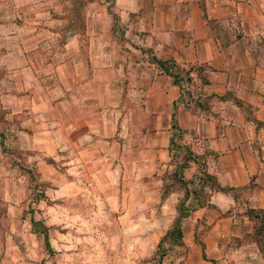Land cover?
Masks as SVG:
<instances>
[{"label":"crops","instance_id":"crops-1","mask_svg":"<svg viewBox=\"0 0 264 264\" xmlns=\"http://www.w3.org/2000/svg\"><path fill=\"white\" fill-rule=\"evenodd\" d=\"M62 6L0 0V121L34 191L28 263L135 264L124 239L155 248L184 195L170 184L184 159L171 149L175 121L178 143L232 190L190 210L173 250L199 264H264L245 213L264 211V0H114L116 29L91 7L86 36L66 30ZM149 50L182 74L191 67L190 82L176 84ZM199 169L190 162L184 178Z\"/></svg>","mask_w":264,"mask_h":264},{"label":"rangeland","instance_id":"rangeland-1","mask_svg":"<svg viewBox=\"0 0 264 264\" xmlns=\"http://www.w3.org/2000/svg\"><path fill=\"white\" fill-rule=\"evenodd\" d=\"M51 5L55 4L56 0H47ZM63 1L61 12L58 13L64 20V27L69 30L71 26L75 29H81L86 36V26L91 23L93 13L88 15L91 7H94L97 12L111 7V0H57ZM95 1L93 5L90 3ZM5 9H7L5 7ZM96 23L99 27L104 26L105 20L96 13ZM90 20V21H88ZM112 20V16H111ZM109 22V21H108ZM84 25V26H83ZM115 29L116 26L114 25ZM114 30V28H113ZM116 32V31H115ZM119 32L115 36L119 37ZM6 121H0V131L4 130V139L0 136V264H29V247L27 246L28 221L25 216V207L29 199L34 198V191L30 187L28 180L29 173L22 169V160H18L12 154L13 145L11 137L6 131ZM3 145L4 148L3 149ZM21 168V170H20ZM15 198V200H14ZM108 239H103L106 243ZM144 239L130 238L124 239V245L129 246L131 250L132 261L135 264H156L158 255L156 247L153 248L150 244H143ZM118 239L109 238V246L114 247L120 245ZM41 243L36 246L39 250ZM169 244H167L168 246ZM173 249L168 250V254L163 259L165 264H199V256L193 253H187L186 250H176L170 253ZM215 262V261H214ZM211 262V264H217Z\"/></svg>","mask_w":264,"mask_h":264},{"label":"trees","instance_id":"trees-1","mask_svg":"<svg viewBox=\"0 0 264 264\" xmlns=\"http://www.w3.org/2000/svg\"><path fill=\"white\" fill-rule=\"evenodd\" d=\"M113 1L111 0V7L108 8V13L112 16L113 25L119 24V17L113 11L112 5ZM151 56L149 57L151 62L156 64L157 67L167 75L171 76L176 84L182 86L183 81L190 82L191 78L189 72L192 69L191 67L182 74L179 66L173 59H158L153 55L152 51L149 50ZM172 136H171V149L174 150V154H184V159L180 162L172 176L170 177V184H176L184 190L183 198H181L177 205V215L173 221L172 226L165 233V235L160 239L156 246V253L158 255L156 264H163V259L168 254L170 248L183 247L184 242L182 239L181 224L185 217L190 213V210L196 207H203L207 205V198L209 191H229L230 188H224L220 186L215 176L209 174L206 171L205 163L201 161L191 149L185 145L178 143V140L182 138L183 131L177 126L176 122H172ZM2 139V137H1ZM199 163L200 169L199 173L195 174L191 179H185L183 172L189 167L190 162ZM169 191L168 187L164 190V194H167ZM189 197L195 199L196 205L190 208L186 205V201ZM249 219H251L254 224L251 233L247 235V239L255 241L257 246L262 253L264 258V211L261 209L249 208L245 211ZM34 231L39 235H42L44 238L45 245L49 251H51L48 244V235L47 229L40 220L33 221ZM167 244H169L167 246ZM204 256V253H203Z\"/></svg>","mask_w":264,"mask_h":264}]
</instances>
